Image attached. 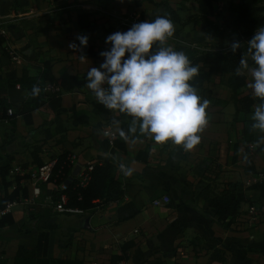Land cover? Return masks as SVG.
<instances>
[{"label": "crops", "instance_id": "obj_1", "mask_svg": "<svg viewBox=\"0 0 264 264\" xmlns=\"http://www.w3.org/2000/svg\"><path fill=\"white\" fill-rule=\"evenodd\" d=\"M134 1L0 0V35L5 38V52L0 47L1 72L15 78L22 74L37 77L42 62L48 60L52 62L51 73L55 78L66 72L84 81L72 91L61 92L57 109L46 103L32 111L33 127L29 129L17 108L29 97L30 90L20 83L9 87L2 80L0 96L15 115L5 112L0 115V163L7 158L13 163L22 160L27 163L22 171L30 172L35 168L34 158L44 162L62 151L74 153L80 161L94 162L98 156H109L124 189L121 200L101 202L82 213H59L49 203V217H43L49 228L46 258L109 264L111 256L120 253L121 245L132 241L128 258L120 261L123 264H144L154 258L167 264H264V197L260 190L245 191L246 200L239 204L238 214L229 228L214 221L206 199L220 193L227 182L241 181L248 187L264 181V131L253 128L255 121L250 118L257 103L245 114L236 113L229 83L231 73L222 69L223 61L219 57L230 48L231 41L237 40L236 30L229 25L230 3L215 11L217 17L209 16L215 25L221 26L218 28L204 23L193 26L187 21L197 13L194 0H154L164 1L168 7L155 6L149 0H141L138 5ZM238 2L232 0L233 7ZM84 11L91 13L97 26L93 34L97 57L87 56L84 49L81 52L68 47L81 34L76 20ZM157 16H167L174 23V35L167 41L174 50L185 53L189 48L195 54L214 52L207 53L210 61L199 63L204 70L212 68L209 80L197 88L198 94L210 102L206 109L208 124L200 133L201 142L188 152L171 142L158 145L144 136L134 140L132 133L126 151L122 152L112 145L108 135L120 130V122L115 119L118 113L92 111L96 98L85 87L86 73L103 62L100 52L111 47L105 43L108 35L127 31L134 23L154 20ZM10 49L21 54L22 63L11 60ZM241 52L247 54L242 42ZM82 54L88 60L81 62ZM249 64L252 65L250 59ZM245 78V86L236 91L237 99L252 95L247 86L251 82L250 74L246 73ZM247 148L256 171L254 175L244 168ZM140 149L149 153L146 162L135 160ZM120 164L135 171L126 177ZM23 183L28 185L25 180ZM29 183L25 202L46 201L43 195L35 201L29 198L32 191ZM155 197H168V201L155 206L151 204ZM19 205L15 203L9 209L15 222L18 217L14 208ZM15 244L19 242L12 244L10 253L0 245L1 257L7 258V264H14Z\"/></svg>", "mask_w": 264, "mask_h": 264}, {"label": "clouds", "instance_id": "obj_2", "mask_svg": "<svg viewBox=\"0 0 264 264\" xmlns=\"http://www.w3.org/2000/svg\"><path fill=\"white\" fill-rule=\"evenodd\" d=\"M174 32L170 18L157 16L154 20L134 23L127 31L108 35L105 43L111 47L100 52L104 60L99 67L87 71L85 87L106 109L131 117L128 131L139 133L134 135V140L144 136L158 145L171 142L188 152L201 142L200 133L208 124L206 109L210 102L191 83L199 75V66L193 65L183 51L168 46ZM76 39L79 45L71 42L68 47L82 52L89 38L78 35ZM229 47L235 53L241 42L233 40ZM79 59L88 60L83 54ZM246 73L251 76L247 86L253 98L260 101L250 117L255 121L252 127L264 131V27H258L247 41V54L241 56L235 69L237 76ZM41 91L33 85L30 95L37 97ZM119 136L128 141L123 129ZM119 168L126 177L135 171L125 164Z\"/></svg>", "mask_w": 264, "mask_h": 264}, {"label": "trees", "instance_id": "obj_3", "mask_svg": "<svg viewBox=\"0 0 264 264\" xmlns=\"http://www.w3.org/2000/svg\"><path fill=\"white\" fill-rule=\"evenodd\" d=\"M141 0H135V4H139ZM189 1V0H183ZM197 4V13L189 16L188 22H192L193 26H197L201 23L208 24L220 28L221 26L215 25L209 16L215 14V0H194ZM264 0H239L238 4L233 7V3L230 2L229 11L231 14V25L237 32V40L244 43L247 47V41L255 34L258 27L264 26ZM153 5H166L168 4L164 1L155 2L154 0H149ZM183 7V6H182ZM172 14L176 19H178L175 12ZM76 23L80 28V35L88 36V45L84 47V52L89 57H97L98 53L95 50V39L94 33L96 31V23L94 19H91V13L81 12L77 16ZM57 28V26H55ZM5 38L0 35V47L5 52L3 44ZM77 45H79V40L76 39ZM213 50V49H212ZM196 52V51H195ZM194 50L185 52L189 57L193 65H198L199 63H206L210 61L207 57V53H214L211 50L200 52L195 54ZM242 56L241 48L235 53L228 48L220 59H222V69L226 72H230L229 83L233 89V100L236 104V113L242 112L243 114L250 111L253 104H259L258 99H254L251 94H247L239 99L236 98V91L245 86V75L237 76L235 74V69L239 66V61ZM218 59V56L216 57ZM51 61H43L40 68V74L37 77H28L26 74L21 76H8L7 73L0 71V82L4 80L9 87L15 86L16 83H20L21 86L26 87L30 90L33 85L39 86L42 91L39 96L29 97L22 101L18 108L17 113L22 115L25 126L32 129V111L38 109L44 104L48 103L49 107L52 109H57L60 104V96L62 91H72L78 85L84 83L83 79H80L77 75L69 74L63 72L57 79L51 73ZM17 72H15L16 74ZM212 73V68L209 67L207 70L199 67V75L194 78L191 83L196 88L203 87L204 83L209 80ZM52 83L55 85V90L49 92L46 89V85ZM7 103L5 99L0 96V115L7 110ZM92 111L97 114H110L112 110L106 109L102 104L98 103L97 100L92 102ZM116 116V121L120 122V130L123 129L128 135V140L131 139V133L128 131L130 127L131 117L125 114L119 113ZM15 113L9 116H14ZM119 130V131H120ZM135 135H139L137 132ZM143 138L140 136L138 139ZM112 145L119 151H126V143L119 136V132L115 134L111 139ZM248 148L246 149L245 158V170L251 175L256 173L254 165L248 155ZM68 151H62L55 157L59 162L68 154ZM149 153L145 149H140L135 154V160L140 162H146L149 158ZM93 170L91 172V180L89 184L84 188L80 189L75 187V182L68 184L65 189L68 195V207L79 208L82 210L91 209L101 202H116L123 198L124 189L122 182L116 177V167L113 160L109 156H98L97 160L93 162ZM33 166L38 167L42 164L41 160L36 158L32 161ZM12 166L9 161H4L0 164V211L5 209L9 203H20L28 197V187L23 183L24 180L29 178V174L19 175L18 173H11ZM68 171V169H67ZM247 189H258L260 190L261 196L264 197V181H256L254 184L245 187L241 181L227 182L225 187L220 193L211 195L207 197L208 206L212 209L211 215L220 226L223 228H229L232 224L234 218L238 214L239 204L246 200L245 191ZM54 191V190H53ZM15 220L11 212H6L0 216V228L13 225ZM48 244V235L41 234L37 240V244L34 248L28 249L22 247L20 244L15 246V253L13 257L14 264H20L16 262V258H26L28 256H35L39 251L45 256L46 248ZM134 243L132 241L124 242L120 247V253L111 256L109 264H119L120 261L128 258V251L133 247ZM7 258L1 257L0 254V264H7ZM35 264V263H33ZM39 264H82L81 261L76 259H67L64 257H57L52 259L45 258L44 262ZM144 264H167L160 258H154L151 260H146Z\"/></svg>", "mask_w": 264, "mask_h": 264}, {"label": "built area", "instance_id": "obj_4", "mask_svg": "<svg viewBox=\"0 0 264 264\" xmlns=\"http://www.w3.org/2000/svg\"><path fill=\"white\" fill-rule=\"evenodd\" d=\"M8 53L13 62L22 63V56L16 50L10 49ZM46 89L52 92L55 90V85L49 83L46 85ZM6 114L11 115L12 110L7 108ZM108 135L111 141L114 134L108 132ZM77 164L80 165V169L72 182H75V187L84 189L91 180V172L94 163L92 161H80L74 153L69 152L61 162H59L56 157L48 158L46 161L42 162L40 166L33 168L29 172L28 180L32 184V191L29 198L33 200L43 195L46 202L50 203L54 210L59 213H82L84 210L68 207L66 205L68 202V195L65 189L68 184L65 183V180L70 176L71 171ZM42 186L47 187L46 193L43 192ZM167 201L168 197H155L151 200V204L161 206ZM13 204L15 203H9L5 209L1 210L0 216L8 212L10 206ZM250 210L255 211V208L251 207ZM119 264L123 263L119 262Z\"/></svg>", "mask_w": 264, "mask_h": 264}, {"label": "rangeland", "instance_id": "obj_5", "mask_svg": "<svg viewBox=\"0 0 264 264\" xmlns=\"http://www.w3.org/2000/svg\"><path fill=\"white\" fill-rule=\"evenodd\" d=\"M230 2H232V0H215V11L219 10V8L227 6ZM218 15L219 14H214L213 16L217 17ZM5 161H9L11 163L13 170L11 173H18L19 175L29 174V171H22V166H25V164H27L22 160L19 161L20 163L11 162V158H7ZM25 182L28 185L30 184L28 180H25ZM46 191V188L43 186V192L46 193ZM20 203L21 205L14 208V212L18 217V220L13 225H8L0 228V245L2 244L5 247L6 251H8L9 253L14 242H19V244L24 248H34L37 244L39 236L41 234H47L48 244L45 256H43L41 250H38L39 252L35 256H28L21 259L16 258V262H20V264L42 263L46 258L49 246V228L48 225L45 224V220L43 219L44 216L49 217V203L43 200H39V202L36 201L31 204L23 200ZM43 204L46 206H44ZM35 205H38V208L35 207ZM26 206H28L29 209H27ZM14 246H16V244ZM5 249L2 250V253H5ZM8 252V256H12ZM170 264L178 263L172 262Z\"/></svg>", "mask_w": 264, "mask_h": 264}, {"label": "water", "instance_id": "obj_6", "mask_svg": "<svg viewBox=\"0 0 264 264\" xmlns=\"http://www.w3.org/2000/svg\"><path fill=\"white\" fill-rule=\"evenodd\" d=\"M79 169H80V165L77 164L74 166L73 170L71 171L70 176L65 180L66 184H70L73 181V179L77 175Z\"/></svg>", "mask_w": 264, "mask_h": 264}]
</instances>
